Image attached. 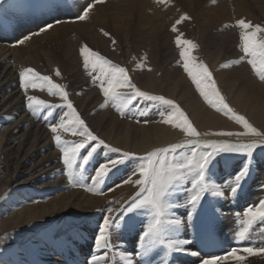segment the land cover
<instances>
[{
	"label": "bare ground",
	"instance_id": "bare-ground-1",
	"mask_svg": "<svg viewBox=\"0 0 264 264\" xmlns=\"http://www.w3.org/2000/svg\"><path fill=\"white\" fill-rule=\"evenodd\" d=\"M249 1L208 0L194 14L193 7L199 0H170V3L160 4L155 0H105L95 4L89 19L80 21L78 15L90 0H9L13 9L5 0H0V264H64L61 260H70V264H81L85 260L83 264H86V249L93 248L92 241L103 216L108 214L107 208L121 205L126 208L125 201H130L139 190L138 185L124 183L129 177L139 178V163L134 161L128 176L122 175L126 168H121L122 172L114 169L107 177L109 180L105 179L98 186L103 195L93 194L78 186L79 183H70L64 171L63 154L53 138L55 134L42 121L34 119L28 109L27 96L46 99L47 89L41 92L40 88L29 87L26 91L20 72L32 68L41 75H48L57 84L65 80L88 127L108 145L135 153L134 158L174 144L179 134L175 128L161 126L160 119L155 122L151 119L126 120L114 114L115 111L101 107L103 93L97 83L91 85L80 69L78 57L84 45L122 63H127L132 55L138 56L137 68L131 72L132 83L140 90L164 95L180 104L200 133L223 128L226 124L212 109L200 104L199 92L192 90L183 68L177 64V52L170 51V41L176 36L171 25L186 13L196 26L195 36L189 35L187 39L195 44L206 40L210 45L206 43L208 47L193 52L195 62L205 60L232 105L246 114L258 131L264 132V81L252 76L243 62L231 64L238 58L230 38L225 36L219 42L221 39L215 37L210 41L216 34L205 35L211 27L223 24L227 17L253 22L255 18L247 5ZM252 1L264 5L263 0ZM184 6L187 11L182 9ZM188 21L177 27L189 34ZM48 24L53 27L41 32ZM101 29L110 36H104ZM38 31V35H33ZM26 35L31 39L20 44L19 40ZM111 38L116 41L113 47L110 46ZM132 42H135L133 47ZM143 42L151 47L146 54L147 60L137 47ZM221 62L231 66L221 67ZM144 66L150 70L144 72ZM57 69L61 70L59 77L55 75ZM54 97L46 101L60 104L61 99ZM67 112H63V116ZM214 137L208 141L231 142ZM198 139L206 140L207 137ZM110 157L119 158L120 153H110ZM225 205L224 199L212 201L214 209H224ZM174 214L180 216L179 211ZM228 216L219 213V224L228 223L229 227ZM117 230L111 235L114 247L109 252L110 257L114 252L129 250L119 242ZM183 235L181 228L180 238ZM227 264L236 262L228 261Z\"/></svg>",
	"mask_w": 264,
	"mask_h": 264
},
{
	"label": "snow or ice",
	"instance_id": "snow-or-ice-1",
	"mask_svg": "<svg viewBox=\"0 0 264 264\" xmlns=\"http://www.w3.org/2000/svg\"><path fill=\"white\" fill-rule=\"evenodd\" d=\"M103 2L105 0H90L87 6L83 8L82 14L78 15V19L80 21L89 19L90 11L95 4ZM155 2L157 4L170 3V0H155ZM189 19L191 17L185 13L180 15L179 19L171 25V31L177 34L175 44L180 57L177 64L191 78L196 90L208 105L217 112H221L238 124L243 125L245 129L243 133L220 132L213 133V135L229 137L251 135L258 139L238 143L198 139L201 134L193 127L192 122L179 104L163 95H155L140 90L132 83L124 67L114 64L87 45L82 46L80 54L83 57V66L88 70V75L92 77L93 83H98L106 98L105 104L101 107L112 101L116 111L124 116L126 110L138 99L154 102L166 107L168 110L166 118L162 117L161 123L171 124L193 138L184 143H174L167 147L154 149L138 157L139 167L137 171L139 178L133 180L129 177L124 183L138 185L139 190L130 198V201H125L128 205L126 209L123 205L119 208H107L108 214L103 216V222L98 225V233L94 238L96 252L90 254V260L86 261V264H110V260L112 264H135L133 253L142 258L147 257L155 252L159 246L166 248L168 254L183 253L192 257H200V251L195 248L193 240L180 238L181 228L194 222L201 214L208 221H211L216 215V210L212 208L205 209V197L210 195L218 199H224L227 190L229 195L235 198L242 189V182L250 176L251 171V160H249L241 166L239 171L230 176L228 182L224 184L217 183L210 179L216 156L220 153H240L246 157H251L254 149L264 145V133L259 132L243 115L237 114L229 106L225 97L221 95L217 88L209 67L203 61L194 63L195 58L192 51L197 49L198 45L189 39L183 38V33L177 27V25ZM235 26L240 29L239 39L241 43L239 46L243 55L233 60L231 64L239 65L246 61L256 76L264 81V39H256L257 33L264 31V29L260 25H253L244 19H238ZM52 27V24H48L46 28H41L40 31L44 32ZM225 27H228V25H225ZM101 31L104 36H109L108 32H104L103 29ZM38 34L33 33V35ZM29 39H31V36L26 35L19 40V43L23 44ZM112 43L115 44L116 41L113 39ZM143 59L147 60L146 54ZM231 64H223L221 67H230ZM55 75L57 77L61 75L59 69L55 70ZM20 78L26 91L29 87L40 88L41 90L46 88L49 95L58 96L62 101V104L55 105V107H66L68 109V112L65 113L67 119H61L59 123L50 125V130L55 134L53 138L56 146L63 154V164L70 183H78L76 179L78 173L82 176V173L86 171V166L101 146L110 152L120 153L119 158H108L105 163L100 164L91 177L93 186L87 190L96 195H103L102 189L98 190V186L104 183L110 172L118 169L126 160L136 157V154L112 147L103 139L94 135L73 106L64 85L55 83L48 75H41L32 68L23 69L20 72ZM121 89H128L129 91L121 92ZM27 100L28 109L33 114L40 108L53 107L48 101L39 99L34 95L27 96ZM61 130L70 132L74 136L83 137V139L73 142L63 140L59 134ZM204 135H209V133ZM86 148L88 150L86 154H83L82 150ZM185 148L190 149V154L180 151ZM119 186L117 185V187ZM181 195L183 196V202L180 201ZM174 196L176 197L175 203L170 200ZM117 203L119 202L117 201ZM179 207L185 208L183 219L174 214L173 210ZM140 209H148L150 219L141 233L132 241V250H120L114 252L110 257L109 252L114 247L111 243V235L119 227L116 223L119 216L123 215L125 211L131 214ZM242 215L245 227L237 233V238L240 240L246 238L254 222H264V199L247 206ZM137 244L140 249L138 252L136 249ZM261 253H264V247L241 245L232 247L221 255L207 254L199 260V264H227L228 261L244 264L246 259L244 254L253 256ZM163 264H169V262L165 260Z\"/></svg>",
	"mask_w": 264,
	"mask_h": 264
},
{
	"label": "rangeland",
	"instance_id": "rangeland-1",
	"mask_svg": "<svg viewBox=\"0 0 264 264\" xmlns=\"http://www.w3.org/2000/svg\"><path fill=\"white\" fill-rule=\"evenodd\" d=\"M207 1L208 0H199V2H197L195 4V6L193 7L194 14H196V12H198L199 7L204 6ZM211 1L212 0H210V2ZM5 2H7V4L12 9L15 8L14 5L11 2H9V0H5ZM263 4H264V0H263ZM60 5H62V4H60ZM247 5L249 6V9L251 10V13H252L251 15L253 16V18H255V19H253L254 21L251 22V24L260 25L261 28L264 29V5L263 6L256 5L255 2H253L252 0L249 1V3ZM261 7L263 8V11L260 10ZM182 9L187 11L186 6H184V8H182ZM63 10L69 12L68 11L69 9H67V8H64ZM60 17H62V16H60ZM237 20L236 19L234 20L231 17H227L225 19V21L223 22V24L221 23V24H217V25L211 27L206 32L205 35H208V34L210 35V32H212L213 34H216V36L210 37V41H214L216 38L217 39L220 38L221 40L219 42H221L225 36L230 38L232 43L234 44L235 52L237 53V58H239L240 56L243 55V52L241 51L240 46H239L241 43L240 39H239L240 29L237 26H235V21H237ZM188 22H189V25H187V26H188L189 34L186 30L179 28V31L181 33H183V38H185V39H187L189 35H191V38H193V36H195L194 30H195L196 26H195V24L192 23L191 19H189ZM225 25H228V27H225ZM38 33H39V31H38ZM109 36H110V33H109ZM175 37L176 36H173L171 41H170V43H171L170 44V51H171V53L177 52V61H178L180 59V57H179V50L175 44ZM256 39L257 40L264 39V31L257 33ZM111 40H112V38H111ZM207 42H209V41L205 40V42H202L203 44L201 42H199V44L197 43L198 48L196 50L194 49L192 51V54L194 51H199V49L201 50V47L204 48L208 44ZM134 44H135V42H132V47L134 46ZM112 45H113V43L111 42L110 46H112ZM208 45H207V47H208ZM137 47H138V49L141 50L142 53H145V54H147L151 49V47L150 46L147 47V45L145 43L144 44L141 43L140 45L138 43ZM102 56H105L107 59H110L109 56H107V55L102 54ZM81 57L80 56L78 57L79 64L81 65L80 69H82L84 74L87 75L86 77L89 79V82L91 83V85H95L96 83H93L92 77L88 75V70H86L84 68L83 57L82 58ZM80 58H81V61H80ZM110 60H113V59H110ZM113 61L112 62L114 64H118V65L121 64L122 67L126 68L131 81H133V78H132L133 72H131V71H134L137 68V64L139 62L138 56L132 55L130 58H128L126 60L127 63L126 62H123V63L118 62L117 60H113ZM200 61H203L209 67V70L213 74V79L216 82L217 88L219 89L221 95H223L225 97V100L229 104V106L231 108H233L237 114L243 115L248 120V122L251 123L252 126L258 130V127L255 126V124L249 119V117L246 116V114L242 113L234 105H232V103L229 101L227 96H225L226 95L225 92L222 90V88L217 83V79L214 75V71L205 62V60L200 59ZM194 63H196L195 60H194ZM243 63H244V67H246V69L249 71V73L252 74V76H254L255 78H257V80H259V77L256 76L255 72L251 69V66L248 63H246L245 61ZM143 64L146 65L147 61H144ZM129 65L130 66L132 65V67H130ZM221 65H223L222 62H221ZM144 67H145L144 72H148L149 69L147 68V66H144ZM60 72H61V70H60ZM184 75H185V78L188 79L192 90H196L195 85L192 83L191 78L188 77L186 72H184ZM259 81H261V80H259ZM261 82H263V81H261ZM61 85L65 86V88H66L65 91H67V93L69 94V99L73 103L74 98L72 97L73 94L71 93V90L68 86V83L65 80H63V83ZM99 89H100V87H99ZM123 90H124V92L129 91L128 89H123ZM120 91H122V90H120ZM41 92H44V90H41ZM155 95H157V94H155ZM198 96H199V99L201 101L200 104L203 103L204 105H206V107L211 108L214 115L217 116L219 119H221V121H223L226 124V126L223 128H219V129H215V130L207 132V133H209V135L205 136L204 135L205 132L200 133V131L197 129V127L194 125V123L190 119L189 115L185 112V110L182 108V106H180L182 108V110L186 113V115L188 116L189 120L192 122L193 127H195L196 130L201 134L200 136H202V137L204 136L205 138L207 137L206 140L213 139L212 137L217 136V137L223 138V140H229L233 143L249 142L250 140L258 139L257 137H254L251 135L239 136V137L238 136L229 137V136L213 135V133H220V132L243 133V132H245V129L243 128V125L238 124L235 120L230 119L228 116H225L221 112H217L214 108H212L210 105H208V103L206 101H204L203 97H201L199 94H198ZM53 97L54 96L48 95V97H46V99H44V97H39V99L48 100L49 98H53ZM54 98L56 99L57 97H54ZM105 99H106L105 97L101 99L102 105L105 104V101H106ZM59 102H60V104H62V101H59ZM60 104H54V105L51 104V105H53V107L48 108V109L40 108L37 110V112L35 114H33V112H31L30 110H29V112H31V115L34 117V119L37 118L36 120L38 122L42 121L43 124H46L47 128H50V125H54L56 123H59V121L61 119H65V117H64L65 113L63 116V112L67 111L68 109L66 107H55V105H60ZM73 106L76 108V110L78 112V109H77L75 102H74ZM113 106H114L113 102L109 101L108 104L105 106V108L110 109L113 112L115 111L114 114H118L121 116V114L118 111H116V108ZM149 107H150V109H148ZM105 108H103V109H105ZM167 111L168 110L164 106H161V105L156 104V103L151 102V101L138 99L137 101H135L133 103L132 106L129 107V109L126 110V114L124 116H121V117L123 119H126V120H134V121L136 120V122H141L143 120L148 121L150 119H151L150 120L151 122L152 121L155 122L158 119L162 120V117L166 118ZM155 112H156V114H155ZM155 116L157 119L155 118ZM80 117L84 121H86V118L84 116H82L81 114H80ZM66 119H67V117H66ZM163 124L164 123H161V126H163ZM165 125L168 126V128H171V127L175 128L176 131L178 132L179 137H178L177 142H175V143H184V142H186L192 138V137L187 136V134L184 133L181 129L174 127L171 124H164V126ZM259 132L264 133L263 131H259ZM92 133L97 136V134L95 132L92 131ZM59 134L61 135L63 140H66L69 142L78 141V140L83 139V137H80L78 135L74 136L70 132H67V131L61 130V131H59ZM87 150H88L87 148L82 150V153L86 154ZM180 151L184 152L185 154H190V149H188V148L182 149ZM110 153L114 154L113 152L108 151V149L103 148V146L98 148L97 152L94 154L90 163L86 166V171H84L82 173L83 177L81 176V174L78 173L76 179H77L79 184H77V185L82 186L86 190L91 188L93 185V181H92L91 177L95 174V169L98 168L100 166V164L105 163L108 158L117 159V158L110 157ZM115 154H119V153H115ZM178 155H179V153H178ZM62 158H63V155H62ZM135 159L137 161H135ZM249 160H251L250 176L244 182H242V189L239 191L238 195L235 198H233L229 195L228 191L226 190V192H225L226 198H224L226 205L224 206V209H220V210L218 208L215 209L216 215L211 221H208L207 218L203 214H201V216L197 217L194 222L187 224L186 227H182L184 229V235H183L182 239L187 238L189 240H193L195 243V248L200 251V257H192L190 255L183 254V253L168 254L166 248H164L163 246H159L155 250V252H153L152 254H150L147 257L142 258L139 255H136L135 253H133V259H134L135 264H163V262L165 260H167L169 262V264H199V260L202 257H204L205 255H207V254L221 255V254H224V252L226 250H228L232 247H239L241 245H243V246H254V247H264V222H262V221H256L252 224V226L249 229V233L246 235V238L244 240H240L237 238L238 231L243 230V228L245 227V224L243 223V220H244L243 215H239V214L240 213L243 214V211L245 210V208L247 206L257 203L260 199H264V193H263L264 192V145L254 149L251 157H246L245 155L240 154V153H220V154H218L215 158V161H214V167L212 168V174L210 175V179L212 178L211 180H214L217 183L224 184V183L229 181V178L232 174L239 171L241 166L243 164L247 163ZM133 161L135 163H139L138 157L132 158L131 160L130 159L126 160V162L123 165H120L118 167L120 172L123 171V169H121V168H126L125 172L122 174L123 176L127 175V172L130 173L129 167L133 165ZM115 170L117 171L118 169H115ZM64 171L66 172L65 169H64ZM114 171H112V172H114ZM112 172H110V173H112ZM110 173H109V175H110ZM80 179L82 182L80 181ZM105 179H107V178H105ZM108 180L109 179H107V181ZM80 183H83V184H80ZM87 191H89V190H87ZM257 196H259V197H257ZM214 198L215 197H212L210 195H207L205 197V202H204L205 209H209V208L214 209L212 206V201ZM170 200H171V202L175 203L176 197L175 196L171 197ZM180 201L183 202V196L182 195L180 197ZM127 206H126V208H127ZM176 211H179L180 217H181V219H183V213L185 212V208L179 207V208H176V210L174 212H176ZM237 211H238V213H237ZM219 213L225 214L226 216L229 215L228 216L229 217V224H230L229 227H228V223L226 225H225V223L223 225L219 224L220 223L218 221ZM149 219H150V215H149L148 209H140V210H137L131 214H129L125 211L124 214L120 215L119 219L116 221L117 225H119V227H117V229H118L117 233H119V242L121 244H123V246H128L129 251H131L133 248L132 241L136 238V236L139 233H141L142 228L144 229V227L147 224V222L149 221ZM232 224H234V225H232ZM232 226L234 227L233 229H232ZM81 236L84 238L83 235H81ZM124 236L125 237L128 236V237L126 239H124ZM92 243H94V242L92 241ZM84 246H86V248H87V245L84 244ZM92 246H93V248L90 251H87V255L85 256L86 261L90 260V254L91 253L96 252L95 244H93ZM136 249H137V252L140 250L138 244L136 246ZM88 252H89V255H88ZM244 255L246 256L244 264H264V253H261L259 255H253V256H247V254H244ZM61 261L64 262V264H70V262L67 263L64 260H61ZM84 261L81 264H83ZM110 264H112L111 260H110Z\"/></svg>",
	"mask_w": 264,
	"mask_h": 264
}]
</instances>
